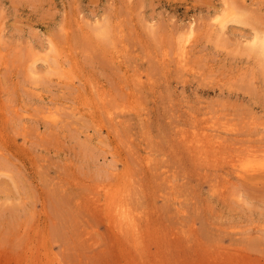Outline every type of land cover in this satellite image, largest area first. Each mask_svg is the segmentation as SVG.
Instances as JSON below:
<instances>
[{"label":"rangeland","instance_id":"rangeland-1","mask_svg":"<svg viewBox=\"0 0 264 264\" xmlns=\"http://www.w3.org/2000/svg\"><path fill=\"white\" fill-rule=\"evenodd\" d=\"M258 35L264 0H0V264H264Z\"/></svg>","mask_w":264,"mask_h":264},{"label":"bare ground","instance_id":"bare-ground-1","mask_svg":"<svg viewBox=\"0 0 264 264\" xmlns=\"http://www.w3.org/2000/svg\"><path fill=\"white\" fill-rule=\"evenodd\" d=\"M234 15H236V14L233 13V15H231L232 16V19L241 22L240 20H242L243 17L240 16V17H242V18H240V17H238V15H236V16H234ZM244 20H246V18H244ZM222 25H224V23ZM254 42H255V45L254 46L258 49V53H259L258 55L260 57L261 56L264 57V37H259V35H258L254 39ZM188 47H189V39H185L183 41L181 47H180V51H179V54H178L179 62L180 63H185L184 65H186V61H187L188 54H189ZM212 142H214V141L212 140ZM257 172H258V174H259V172H261V174L262 173L264 174V161H260V160H256L255 161L253 159H249L247 162H244L243 164L239 165L238 168H237V170H236V173H237V175L239 177H246L247 175H255V174H257ZM263 174L261 176H263ZM119 212H122L123 213V216L122 217H123V220H125V222H127V223L133 222L132 215L129 214L130 212H127L126 209L125 210L122 209ZM124 213H126L127 215L124 214Z\"/></svg>","mask_w":264,"mask_h":264}]
</instances>
